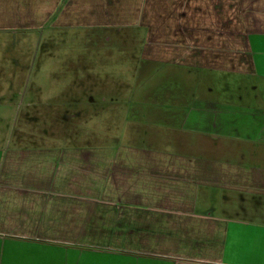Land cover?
Instances as JSON below:
<instances>
[{"label": "crops", "instance_id": "0c3cea01", "mask_svg": "<svg viewBox=\"0 0 264 264\" xmlns=\"http://www.w3.org/2000/svg\"><path fill=\"white\" fill-rule=\"evenodd\" d=\"M239 1L0 0V37L115 29L143 80L194 88L99 147L1 144L0 264H264V94L228 93L264 82V0Z\"/></svg>", "mask_w": 264, "mask_h": 264}, {"label": "rangeland", "instance_id": "374dc122", "mask_svg": "<svg viewBox=\"0 0 264 264\" xmlns=\"http://www.w3.org/2000/svg\"><path fill=\"white\" fill-rule=\"evenodd\" d=\"M236 7L240 14L244 1ZM90 32L46 23L25 35L0 37V145L13 146L22 135L45 146L62 145L69 137L70 145L85 141L99 147L117 139L116 115L128 119L134 109L155 107L152 94L184 98L189 88L194 90L178 82L156 83V77L150 83L142 79L144 37L142 43L129 36L115 44V29L93 31L101 33L97 36ZM241 78H231L237 85L230 86L229 96L264 94V82L251 87V80ZM67 114L74 121L66 122ZM131 121L144 127L133 117Z\"/></svg>", "mask_w": 264, "mask_h": 264}]
</instances>
